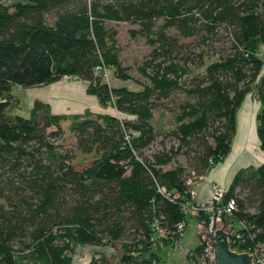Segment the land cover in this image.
Masks as SVG:
<instances>
[{"label": "trees", "instance_id": "trees-1", "mask_svg": "<svg viewBox=\"0 0 264 264\" xmlns=\"http://www.w3.org/2000/svg\"><path fill=\"white\" fill-rule=\"evenodd\" d=\"M109 21L137 24L132 35L151 47L141 90L106 79L107 70L132 78ZM263 46L264 0H0V264H74L81 245L115 250L89 264H164L158 250L183 240L178 225L192 220L183 207L232 151L249 94L264 151ZM64 77L133 117L56 113L42 100L16 114L14 85ZM159 109L173 114L166 130L152 124ZM232 200L221 214L232 246L264 248V163L236 173L220 207Z\"/></svg>", "mask_w": 264, "mask_h": 264}, {"label": "rangeland", "instance_id": "rangeland-1", "mask_svg": "<svg viewBox=\"0 0 264 264\" xmlns=\"http://www.w3.org/2000/svg\"><path fill=\"white\" fill-rule=\"evenodd\" d=\"M107 27L110 29H114L116 31L115 34V46L120 49L119 50V61L127 71L131 75L132 78L129 79H122L118 76H115L114 72L107 71L108 77L106 76L107 81L109 82L111 87L119 88V87H126L130 90H141L143 88L142 83H149L148 79L144 77L139 72V65L143 63V61L146 59L148 53L151 51V47L146 43L145 39L141 36H133L131 30L138 27L137 24L129 23V22H116V21H109L107 23ZM260 55L264 58V46L260 50ZM63 83L65 82L67 85H73L76 82L80 83L81 80L75 79V78H67L64 77L61 80ZM80 81V82H79ZM83 82V81H82ZM64 83V84H65ZM64 84H48V85H42V86H32V87H24L21 85H14L13 87V93L14 95L19 99V108L15 109L16 114L29 117L30 116V110L36 100H46L48 102H51L53 111L58 113L62 110L66 111V109L63 105L58 104V101L61 97H58L57 90H61V87L63 89ZM82 85V84H80ZM59 87V88H58ZM82 86L78 87H68L65 88L64 92L69 93V96L72 95L73 101H63L62 104H65L66 106L68 103L74 105L76 108V104L79 105L78 107H90L88 109L92 110L95 109L99 103L98 99L94 95L86 96L85 98L81 97L79 95V90L81 91ZM185 99V96L183 94H178L174 97V99L166 100L167 105L171 108L176 107V103H179L180 101H183ZM70 100V99H69ZM258 103L256 96L254 94H249L246 98L244 104L240 108L237 114V128H238V134L236 135L233 143L234 151H236L239 148V144L243 142V140L248 139L249 143H252V147L250 149L251 152L256 154V158L258 160V163L260 161V157H262V154L264 151L260 150L259 143H255L254 145V139H251L250 136H247V128H245L244 123L249 122L248 121V110L249 106L253 107V114L252 115V123L254 122V113L256 111L255 104ZM70 107V106H69ZM255 109V110H254ZM73 110V109H72ZM107 111L110 114H121L113 105H109L107 107ZM119 113V114H118ZM122 117H133L131 115H128L127 113H122ZM256 118V117H255ZM256 120V119H255ZM68 122H63L64 128L67 129ZM173 123V114L168 111L167 109H159L155 116L152 119V124L158 128V130H166L169 128V126ZM154 150V145L147 150V153H151ZM195 185V184H194ZM228 189V188H226ZM193 191L195 192V189L193 187ZM196 197V194H195ZM210 199V198H209ZM208 199V200H209ZM207 201V200H205ZM209 222L206 221V219H202L201 221H197L195 219L191 220L190 225L187 227L185 231V235L183 240L181 241L180 245L177 246V248H170V247H164L160 246L159 253L161 254L162 258L165 260L164 264H191V259L188 257L191 254V251L196 248L201 241H204L207 239L209 242V239L207 237V226ZM237 227L236 225H234ZM215 227V226H213ZM210 232V229H209ZM229 233V230L227 231ZM206 241V242H207ZM159 249V247L157 248ZM97 252H105L107 254H113L115 253V250L112 248V246H89V245H81L77 248V253L75 255V262L74 264H89L91 258L96 255Z\"/></svg>", "mask_w": 264, "mask_h": 264}, {"label": "crops", "instance_id": "crops-1", "mask_svg": "<svg viewBox=\"0 0 264 264\" xmlns=\"http://www.w3.org/2000/svg\"><path fill=\"white\" fill-rule=\"evenodd\" d=\"M6 2H9L10 0H4ZM81 80L80 83H75L72 86L78 87V86H82L81 91L79 90V95H81V97L85 98L86 96H90V94L87 93V83L85 81ZM64 84L62 81H58L55 82L53 84ZM82 84V85H80ZM63 89L61 87V90H57V95L58 97H61L60 100L58 101V104L63 105L66 109V111L62 110L61 112L58 113H80L83 112L85 109H88L90 107H78L79 105L76 104V108H71L74 107V105L68 103V105L66 106L65 104H62V100L63 101H73V97H71L72 95L69 96V93H66L62 90H64L65 88L71 87V85H67L66 83L63 85ZM59 88V87H58ZM70 99V100H69ZM45 102H48L46 100H44ZM51 106L53 105L51 102H48ZM99 105L95 108L92 109V111L94 112H102V113H109L107 111V108L102 106L100 104V102L98 101ZM70 106V107H69ZM256 111L254 113V122L252 123V115L253 114V107L249 106L248 110L246 112H248V121L249 122H245L244 123V127L247 128V136L251 139H254V145L255 143H259L258 140V136H257V132H256V114L259 110V102L256 103L255 105ZM73 109V110H72ZM255 110V109H254ZM238 134V133H237ZM252 147V143L248 142V139L243 140V142L241 144H239V148L234 151V147L232 148V151L230 152V154L228 155V157L225 159L224 162H221L219 164H217L216 166H214L209 172L208 174H206L200 181L196 182L194 185V189L196 192V200L197 201H205L208 200L211 195H212V191H213V185L214 183H217L219 185H221L224 188H229L230 184L233 181L234 176L236 175V173L241 169V168H245L248 166H258L261 163H264V153L262 154V157H260V161L258 163L257 158L255 157L256 154L251 152L250 149Z\"/></svg>", "mask_w": 264, "mask_h": 264}, {"label": "built area", "instance_id": "built-area-1", "mask_svg": "<svg viewBox=\"0 0 264 264\" xmlns=\"http://www.w3.org/2000/svg\"><path fill=\"white\" fill-rule=\"evenodd\" d=\"M107 71L105 73V76L108 77L109 74H107ZM192 181L193 180L191 179V182ZM226 191H227L226 188L222 187L221 185H219L217 183H214L212 195H211L209 200H207V201H197V200L188 201V203L185 204L183 207L184 212L187 213L188 215H191L190 219H192V220L193 219L196 220V218L199 217L202 214V212L209 213L211 215L210 216V224H209L210 230L213 226V220H214L215 228H217V227L224 228V226L226 225V230L230 231L229 237H228V243H229L230 249L237 251V252L245 251L249 255H252L253 256L252 257L253 264H264V248L256 247V248H249V249L242 250L238 247L232 246V242L230 240L232 238L231 237L232 233L230 230L231 226L229 225V223L226 224L221 218V214L224 211H227L229 213V212H231V210L235 206V202L232 200L229 203V205L227 206V208L223 209L222 207H220V203H221L223 197L225 196ZM195 194H196V192L193 191L192 192L193 198L196 199ZM190 222H191V220L188 222L179 223L178 227L181 231H183V235H185V231H186L187 227L190 225ZM237 236L239 237L238 233H237ZM177 246L175 248H177ZM214 258H215L214 247L210 244V242H208V244L204 247V253H203L202 257L200 258V260L199 261L191 260V264H216V261Z\"/></svg>", "mask_w": 264, "mask_h": 264}, {"label": "water", "instance_id": "water-1", "mask_svg": "<svg viewBox=\"0 0 264 264\" xmlns=\"http://www.w3.org/2000/svg\"><path fill=\"white\" fill-rule=\"evenodd\" d=\"M209 224L205 233L210 244L214 247L216 264H253L252 255L245 251L237 252L229 248V233L226 230V225L224 228H215L213 220V226L209 232Z\"/></svg>", "mask_w": 264, "mask_h": 264}]
</instances>
